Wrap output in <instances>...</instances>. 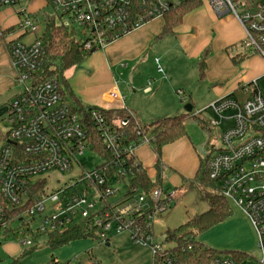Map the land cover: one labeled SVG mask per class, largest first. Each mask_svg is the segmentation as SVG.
Here are the masks:
<instances>
[{
    "label": "built area",
    "instance_id": "built-area-1",
    "mask_svg": "<svg viewBox=\"0 0 264 264\" xmlns=\"http://www.w3.org/2000/svg\"><path fill=\"white\" fill-rule=\"evenodd\" d=\"M30 1L35 0H0V10ZM186 1L44 0L50 14L21 8L14 26L0 28L14 82L21 86L0 116L9 126L0 139V236L23 232L28 238L20 245L31 249L38 237L89 222L100 240L127 233L132 242L148 247L153 258H160V264H174L169 248L154 243L152 221L176 200V190L154 188L146 193L129 184L140 164L137 149L150 145V137L137 131L133 139L124 132L128 119L113 126L101 112L92 111L90 121L109 160L95 153L86 120L65 101L54 78L40 76L41 37L45 19L54 17L57 25L76 36L83 52L103 51ZM203 1L218 15L234 16L245 34L244 48L264 60V0H241L240 13L237 0ZM32 34L37 36L33 43L20 41ZM176 95L184 96L182 91ZM205 110L211 115L210 127L224 125L219 131L222 147L208 159L209 176L222 198L247 217L260 252L258 258L246 260L219 256L211 264H264V90L254 80ZM86 151L101 158L99 166L81 171L61 187L47 188L43 177L81 166L78 158ZM121 183L126 193L113 200Z\"/></svg>",
    "mask_w": 264,
    "mask_h": 264
},
{
    "label": "crops",
    "instance_id": "crops-1",
    "mask_svg": "<svg viewBox=\"0 0 264 264\" xmlns=\"http://www.w3.org/2000/svg\"><path fill=\"white\" fill-rule=\"evenodd\" d=\"M224 16L226 17L223 18ZM163 25V18L153 19L140 29L108 45L103 51H96L98 54L90 56L84 66L74 69L71 77L66 78L79 102L93 109L124 110L141 124H150L174 115L190 116L189 113L178 114H181L182 107L187 105L185 99L190 102L188 90L191 81L196 77L195 72L191 74L186 71L191 59L198 60L201 57L198 61L199 69L203 61L205 71L202 79L198 73V80L209 84L227 80L229 73L235 71L233 65L240 63L249 73L247 78L258 82L264 78V74L261 78L258 77L259 69L255 63H260L264 68V60L260 56L245 49L247 54L240 53L232 57L238 59L235 63L227 52L228 48L238 43L243 44L245 37L234 16L218 15L202 0L197 9L184 16L173 34L161 36ZM174 49L184 55L177 68H171L174 64L171 52ZM154 65H157L156 71ZM128 68L130 69L127 72ZM252 81L241 86H237L234 81L231 87L217 90L215 99L208 101L206 108L219 98L236 94ZM14 85V72L9 56L0 55V98L13 92ZM177 91H182L184 96L178 97ZM190 103L188 104L193 109ZM197 149L189 136L162 149L161 161L165 166V182H168V188L175 189L178 195L174 203L182 198V185L193 183L190 180L195 176L199 162ZM136 155L147 173L154 175L153 165L156 157L152 147L149 144L141 145ZM166 170L174 172L175 175L169 179ZM7 250L9 248L5 247L4 251ZM10 253L18 254L19 248Z\"/></svg>",
    "mask_w": 264,
    "mask_h": 264
},
{
    "label": "rangeland",
    "instance_id": "rangeland-1",
    "mask_svg": "<svg viewBox=\"0 0 264 264\" xmlns=\"http://www.w3.org/2000/svg\"><path fill=\"white\" fill-rule=\"evenodd\" d=\"M235 4L237 12L240 13L242 11V1L237 0ZM21 8L26 9L27 12L30 13L39 12L41 16H43V14L51 13V10L45 5L44 0L22 2L20 5L0 10V28L6 29L14 26L18 22V11ZM225 17L226 16L223 18ZM43 18L44 17H41V22L38 24L40 32L44 27ZM223 18L221 20H223ZM217 20H219V18H217ZM239 31L241 30L239 29ZM36 39L37 36L32 34L24 37L20 41L23 40V43H33ZM227 52L231 58L240 53H248L242 43H238L235 46L228 48ZM4 54H7V44L0 39V55ZM97 54L98 52H93L87 56L85 60H82L79 66L68 70L65 73V76L71 77L72 71L74 69L84 66V62L90 56H96ZM183 56L184 55H182V52L180 53V51L174 49L171 52V59L172 62H174L171 68L179 67V63L183 59ZM200 58L198 60H189V63L186 66V71L190 72L191 74H194L195 72L196 77L194 81H191L190 90H188V94L191 96V103L187 98L185 99V103H190L193 105L192 112H190L189 115L198 118L200 123L196 124L186 120L185 127L187 136H189V139L194 144V147L198 148V154L205 158L209 154L222 147L219 131L220 129L224 128L223 125L214 129L208 124L207 119L211 118L209 112L205 110L206 106L209 104L208 101L215 99L217 90L224 89V87H231L234 81L236 82L237 86H241L252 80L251 78H247L249 73L245 69L246 67L240 63L238 65H233L235 66V71L229 73V78L221 83L216 82L213 85L212 83L209 84L206 81H199L198 61ZM255 63L258 65L259 69L258 77L261 78L264 74V68H262L260 63ZM154 68L156 71L157 65H154ZM129 69L130 68L127 69V72ZM123 83L125 84V82ZM258 86L261 90H264V78L259 80ZM20 88V85L15 84L13 87V92L8 93L5 97H1L0 107L9 105L14 99V95L20 91ZM236 97L241 100V96ZM186 114L188 113H186L182 107L181 114L178 115ZM175 116L176 115L171 117ZM8 129L9 126L7 124L6 118L1 117L0 139L8 131ZM78 161L81 166L77 165L73 167V170L70 172H51L43 177L46 179L47 188L55 189L56 187H61L73 180L81 171H91L95 169L101 163V158L95 153L86 151L81 157L78 158ZM173 175H175L174 172L172 173L170 170H166V176L169 179ZM167 185L169 186L170 184L165 182L164 188H168ZM116 186L119 188L120 193L116 194L112 198L113 200H118L121 198L120 196H124L126 193L124 183L118 184ZM180 190L182 198L178 202H173L165 212L158 214L152 221L154 243L165 245L164 233L167 230L176 229L193 217L205 213L208 210V205L206 203V196L208 193H210L208 189L193 183H184ZM231 209L232 215L228 220L212 229L198 234L196 240L208 248L220 253L242 252L247 254L249 259L258 258L260 252L258 249L257 236L253 227L242 212L234 207ZM24 238L28 237L23 232L0 236V264H52V259L57 263L69 264H152L153 261V254L151 250L144 245L132 242L129 234L127 233L109 235L106 241L100 239H86L76 241L55 251H52L47 246L45 242L46 238L44 236L38 237L34 241V250L31 251V253L22 256L24 251L20 243ZM5 247L9 248V250L6 252L4 251ZM14 247L19 248L18 254L10 253L15 249Z\"/></svg>",
    "mask_w": 264,
    "mask_h": 264
},
{
    "label": "trees",
    "instance_id": "trees-1",
    "mask_svg": "<svg viewBox=\"0 0 264 264\" xmlns=\"http://www.w3.org/2000/svg\"><path fill=\"white\" fill-rule=\"evenodd\" d=\"M201 3L202 0H187L167 12L162 17L164 25L161 36L173 34L176 27L182 23L184 16L197 9ZM44 22L46 27L41 37L44 46V56L41 59L40 76L44 79L54 78L65 101L72 107L74 112L81 114L86 120L87 127L91 133V143L94 152L104 157L107 161L109 160V156L99 141L96 129L90 121L92 111L101 112L107 123L113 126H115L117 121L128 119L129 125L124 132L130 134L133 139H135L137 131L150 136V146L156 157L153 165L154 175L150 176L139 164L134 178L129 182L130 186L140 188L146 193L154 188H164L165 166L161 161L163 147L187 136L186 120L196 124H199L200 120L192 115L189 117L175 116L156 120L150 124H141L129 112L124 110L93 109L83 106L75 97L65 73L79 66L82 60H85L93 52H83L76 36L57 25L54 17L46 18ZM232 60L235 63L236 61L238 62L236 58H232ZM204 71L205 65L202 61L199 69L200 79L203 78ZM209 157L210 154L205 158L198 154V168L195 176L190 180L195 185L210 191L206 196L208 210L193 217L176 229L167 230L164 233V243L169 248V253L174 257V264H211L212 260L219 256H229L235 260H246L248 258L247 254L242 252H217L196 240L198 234L223 223L232 215L230 205L222 198L218 186L209 176L207 167ZM45 238L47 246L52 251L76 241L86 239L99 240L96 235V228L89 222H82L65 230L48 234ZM29 250L23 248L22 256L31 253L34 248ZM160 260V258L154 257L152 264H160ZM52 264L69 263H57L52 259Z\"/></svg>",
    "mask_w": 264,
    "mask_h": 264
},
{
    "label": "water",
    "instance_id": "water-1",
    "mask_svg": "<svg viewBox=\"0 0 264 264\" xmlns=\"http://www.w3.org/2000/svg\"><path fill=\"white\" fill-rule=\"evenodd\" d=\"M184 110L186 113H190L192 111V106L187 104L184 106ZM6 111L5 107L0 108V116Z\"/></svg>",
    "mask_w": 264,
    "mask_h": 264
},
{
    "label": "flooded vegetation",
    "instance_id": "flooded-vegetation-1",
    "mask_svg": "<svg viewBox=\"0 0 264 264\" xmlns=\"http://www.w3.org/2000/svg\"><path fill=\"white\" fill-rule=\"evenodd\" d=\"M3 107H5V106H3ZM0 108H2V106Z\"/></svg>",
    "mask_w": 264,
    "mask_h": 264
}]
</instances>
